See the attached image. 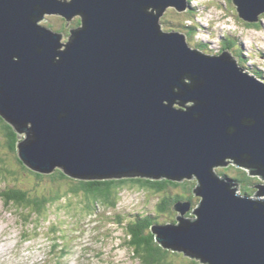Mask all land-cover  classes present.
<instances>
[{
    "label": "water",
    "instance_id": "water-1",
    "mask_svg": "<svg viewBox=\"0 0 264 264\" xmlns=\"http://www.w3.org/2000/svg\"><path fill=\"white\" fill-rule=\"evenodd\" d=\"M231 1L247 24L264 14V0ZM185 7V0H0V112L31 124L15 130L28 137L17 154L41 173L54 165L83 179L195 176L197 220L156 227L157 242L202 264H264V201L237 196L212 172L231 160L264 180V85L224 56L197 54L181 34L163 32L162 11ZM44 14L78 16L80 26L64 42L37 24ZM176 205L182 216L191 209Z\"/></svg>",
    "mask_w": 264,
    "mask_h": 264
},
{
    "label": "rangeland",
    "instance_id": "rangeland-1",
    "mask_svg": "<svg viewBox=\"0 0 264 264\" xmlns=\"http://www.w3.org/2000/svg\"><path fill=\"white\" fill-rule=\"evenodd\" d=\"M189 1L190 5L199 6L197 7L199 12L198 17L196 18V16L193 15L191 18L185 15L186 10L178 12L175 11L176 9L167 8L159 20L160 27L164 32L179 31L178 33L180 34L181 32L188 34V30H185L184 27L194 25L197 28L195 35L188 34V40H192V48L195 47L193 43L194 40L203 41V43L204 41H209L213 47H215H211L212 52L216 53L219 50V44L222 42L218 41L221 40L223 36H226L227 33H231L232 36L243 39L241 42L245 48L252 47L254 50L258 48L259 51L264 53V14L260 15L261 17L258 23L260 28L253 29L248 27L249 24H246L237 16L236 9L231 0ZM188 9L190 8L187 7V10ZM191 9L193 10V8ZM46 18L48 19L42 22L38 21L37 24H42L46 28L50 27L56 32H58V29H61L63 25L67 31L78 27L76 24L79 19L78 17L70 21H64L56 16H47ZM208 24L209 28L206 29ZM181 28L183 29L182 31ZM59 33L63 36L62 40L66 42V35L62 32ZM222 46H224L223 43ZM200 49L201 47H199V50ZM238 49L239 48L234 46L230 52L235 55ZM214 53H211L210 56H213ZM244 58L246 59V65L250 69L255 71L260 70L263 72L264 76V63L259 64L260 68H255L248 62L252 61V63L257 64V59L250 61L246 52ZM20 135L24 137V139L26 138L25 133H20ZM7 146L5 136L0 134V159L3 160V163L0 164V192L9 189L12 184L21 187L23 190L29 191L32 187L35 190L36 185L33 179L38 178L30 174L28 171H32L28 168V171L22 169L21 165L17 162L18 158L9 152ZM224 161L229 164L225 167H213L212 170L221 177L223 174L226 175V173L220 171L222 169L228 171V174L233 177L238 176V173L234 170L236 166L230 164V160ZM10 169L15 171L14 176L6 172ZM243 170L247 171V169L244 168ZM43 176L45 177L42 180L38 179V184L41 183V189L39 190L41 192H44V188L50 187L52 183L51 179L48 177L49 175ZM246 176L249 177V175ZM255 176L251 177L253 178ZM124 178L128 179L127 177ZM186 181L196 182L197 180L190 178L176 182H182L184 187L189 190L191 186L185 183ZM250 182L252 183L250 184ZM255 183L264 186V181L261 179H248L249 186L246 187L245 184H238L236 186V194L241 196L247 194L253 199L264 198V196L256 197L258 190L255 188V186H257ZM195 184L197 185V182ZM63 190L65 189L62 188V191ZM191 192L193 193V189L189 190V193L185 197L190 198V200H187L188 202H178L177 204H188L190 207L191 205H193L192 207L198 205L200 197L193 193L194 196L191 198ZM170 194L182 196L181 190L175 188L170 189ZM156 195L158 194H153L147 189L142 190L137 185L127 184L118 197L117 209H107L102 205H98L97 215L94 214L89 217L83 211L82 203L76 202L74 206H70V204H68V206L62 203L60 207L56 206L49 210V214L46 216L48 222H42L43 219L41 221L36 220L34 225L29 222L31 225L28 228L22 225V215L17 210V207H5L0 200V258L6 260V264H140L138 260H136V256H134L132 249L127 245L129 240L128 234H126L123 227L117 226L116 220L122 223H129V221H131L132 224V217L137 213L142 214V210L144 209H147L148 212L152 211L164 196L158 195L161 196L158 198ZM172 213L175 215L174 221H178L176 219L188 220L189 218L195 217L193 215L188 217L187 215L189 213L182 216L180 211L177 213L173 211ZM166 222H168V224L165 226L174 223L167 217L160 218V224ZM179 225H181V221ZM179 225L175 224V227ZM38 226H40V228ZM49 228L66 232V237L68 239L63 245V251L57 250V246L53 249L52 242L46 240V237L49 235ZM25 239H27L28 242H25ZM164 250L167 249L164 248ZM167 251H169L168 259L173 264H190V261L194 260L186 256L183 252Z\"/></svg>",
    "mask_w": 264,
    "mask_h": 264
},
{
    "label": "trees",
    "instance_id": "trees-1",
    "mask_svg": "<svg viewBox=\"0 0 264 264\" xmlns=\"http://www.w3.org/2000/svg\"><path fill=\"white\" fill-rule=\"evenodd\" d=\"M189 1V0H188ZM190 2V1H189ZM195 9V7H193ZM195 11L188 9L185 15L193 17ZM195 16V15H194ZM63 21V20H62ZM77 21V25H78ZM248 27L259 29L260 26L256 25H248ZM182 29V28H181ZM185 30H188V34L192 35L195 32L196 27L192 26H185ZM71 30H68L63 25L61 29H58V32H62L65 35L70 34ZM225 43L223 42L224 46L228 49L232 47L239 48L237 51V56L240 57V62L244 63L246 59L244 58L245 52L247 51L246 48L242 45L241 40L238 38H234L232 36L225 37ZM189 44H192L191 40H188ZM210 44H202L200 45L201 48L207 50L209 49ZM254 75L258 76L259 78H264L263 73L261 71L252 72ZM1 131L3 135L10 138V147L9 151L13 154L16 153V146L20 141L19 135L16 131H14L13 127H10L8 124L3 123L0 120ZM233 167V166H232ZM220 170V169H219ZM234 170L238 173V176L233 177L228 174V171L225 169L220 170L223 174L222 176L228 178L230 181H235L236 184H243L246 182L245 175H248V172H252V170H243L234 167ZM9 174H13V171L9 170ZM228 174V175H227ZM38 175V174H37ZM56 179H52L53 185H59L61 182L68 183V189L64 192L62 196H75L79 197L83 200L85 207L87 209H92L94 206L101 204L102 206L108 209H117L118 205V197L124 189V186L127 184L137 185L140 189H147L153 194L164 195L160 202L155 206L154 215L144 216L142 218L138 217L133 221H129L128 224H124L122 222L118 223L120 226L123 227L126 234H128V242L127 245L132 248L134 256H136V260L139 261L140 264H173L169 259V251L164 250V248L156 242V237L150 230L151 226L160 225V218L167 217L171 221L174 222V214L172 213L171 206L178 201L190 200L189 197L185 198L189 193V190H194L197 186L195 181H186L185 183L190 184L189 190L184 187V184L181 182L169 181L167 179L161 180H153L147 178H131V179H107V180H75V179H67L66 175L59 170H56L53 173ZM39 176V175H38ZM59 178V179H57ZM236 179V180H233ZM251 179V178H250ZM42 180V179H39ZM35 184L38 183V179H35ZM195 182V183H193ZM234 182V183H235ZM260 185V184H259ZM37 188L34 190L33 187L29 191H22L19 188H15L14 190L10 191L8 195L3 196V199H6L7 202H11L22 211L25 212H35L38 215L44 214V212H48L51 207H53L56 203V199L58 201L61 200L60 190L51 191L50 194H53L52 197L48 199L46 194H39ZM175 188L181 190V195H172L170 194V189ZM33 194H31V193ZM192 193V192H191ZM60 194V195H59ZM156 195V197H161ZM193 193L191 198H193ZM2 197V196H1ZM196 198V197H194ZM197 199V198H196ZM52 201V204H44V201ZM193 210V209H192ZM193 215L190 213L187 215L191 217ZM195 216V215H193ZM192 216V217H193ZM196 217V216H195ZM195 217L189 218L188 220L195 221ZM178 222V221H176ZM168 222L164 223L167 225ZM193 259V258H192ZM190 264H201L200 260L194 259L190 261Z\"/></svg>",
    "mask_w": 264,
    "mask_h": 264
},
{
    "label": "bare ground",
    "instance_id": "bare-ground-1",
    "mask_svg": "<svg viewBox=\"0 0 264 264\" xmlns=\"http://www.w3.org/2000/svg\"><path fill=\"white\" fill-rule=\"evenodd\" d=\"M185 10L187 11V6L185 7ZM163 12H164V11H162V13H161L160 15H162ZM221 41H225V39H224V38H221ZM204 43H205V44H208L207 41H204ZM200 51L203 52V53H205L206 50L203 49V48H201ZM255 59H257V58L255 57V55L252 54V60H255ZM260 80H261L262 82H264V78H262V79L260 78ZM14 131H15V130H14ZM17 133H18V132H17ZM18 134H20V133H18ZM224 163H227V162H224ZM225 166H226V165H225ZM49 198H50V196L48 197V199H49ZM52 203H53L52 201H48V200L44 201V204H52ZM3 204H4V203H3ZM56 206H57V207H60V206L57 205V204H54V205H53V207H56ZM192 206H193V205H192ZM53 207H52V208H53ZM172 208H173V206H172ZM172 208H171V209H172ZM189 209H190V208H189ZM17 210H19L20 212H22V210H21L20 208H17ZM195 210H196V209L193 208V210H191V213L193 214V212H194ZM22 213H23V212H22ZM193 215H194V214H193ZM24 216H25V214H24ZM25 217H26V219H28L27 216H25ZM28 223H29V222H28ZM30 225H31V224H30Z\"/></svg>",
    "mask_w": 264,
    "mask_h": 264
},
{
    "label": "clouds",
    "instance_id": "clouds-1",
    "mask_svg": "<svg viewBox=\"0 0 264 264\" xmlns=\"http://www.w3.org/2000/svg\"><path fill=\"white\" fill-rule=\"evenodd\" d=\"M14 60H16L15 58H14ZM18 144H20V142H18ZM14 155L17 157V158H19L18 157V154H17V146H16V153H14ZM25 166V165H24ZM26 167V166H25ZM261 180H263V179H261ZM264 181V180H263ZM255 184H257V186H261V187H264L263 185H259L258 183H255ZM258 190V189H257Z\"/></svg>",
    "mask_w": 264,
    "mask_h": 264
}]
</instances>
